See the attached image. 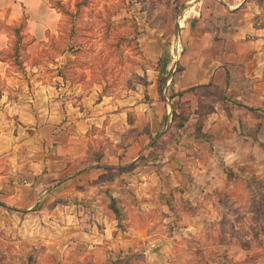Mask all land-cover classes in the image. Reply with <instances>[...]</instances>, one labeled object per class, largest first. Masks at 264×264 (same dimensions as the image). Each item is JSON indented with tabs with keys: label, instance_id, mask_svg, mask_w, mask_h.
I'll return each mask as SVG.
<instances>
[{
	"label": "crops",
	"instance_id": "crops-1",
	"mask_svg": "<svg viewBox=\"0 0 264 264\" xmlns=\"http://www.w3.org/2000/svg\"><path fill=\"white\" fill-rule=\"evenodd\" d=\"M47 2L0 0V264L75 261L85 246L99 259L90 238L134 246L151 236L177 259L214 249L264 264V229L248 233L254 212L243 204L264 182V0H177V71L163 59L161 90L158 72L146 94L139 85L102 99L42 74L36 59L62 18ZM183 98L193 107L177 127ZM170 201L189 212L177 217ZM99 220L112 229L96 232Z\"/></svg>",
	"mask_w": 264,
	"mask_h": 264
},
{
	"label": "rangeland",
	"instance_id": "rangeland-1",
	"mask_svg": "<svg viewBox=\"0 0 264 264\" xmlns=\"http://www.w3.org/2000/svg\"><path fill=\"white\" fill-rule=\"evenodd\" d=\"M45 5L47 10L53 9L55 13L61 14L60 34L58 37H52L47 45L41 46L36 60L41 65L42 74L58 77L56 81L64 83L63 88L66 89V93L73 94L79 99L89 96L95 99L109 96L122 98L127 92L140 85L146 94L149 79L155 78L158 72H160L159 89L164 88L165 82L160 70L164 60L172 62V70L177 71V0H48ZM172 45L174 51L170 54ZM201 92L203 91L195 90L194 94H201ZM204 93L208 97L219 99L217 91L210 90ZM183 99L177 101L174 106L177 126L189 117L193 107L190 100ZM202 107L207 108V106H201L199 109ZM136 136L137 133L133 132L129 135L123 134L121 137L123 143H126ZM99 149L96 147L94 151L98 158ZM254 188L259 193V198L252 203L245 199L243 204L246 203V211L250 205L254 212L249 217L250 221L256 225L251 223V231L248 233L258 236V233L264 229L262 227L264 225V182L256 183ZM235 189L232 195L241 199L239 187ZM255 196L256 193H253V197ZM113 202L116 205L115 201ZM170 203L177 217L181 216L179 211L189 212L186 209L189 208L188 206L180 204L181 207H177L173 201ZM115 208L119 209L121 218L122 212L119 205ZM107 216L105 214V217ZM90 217L92 220L93 215ZM122 220L124 222L123 217ZM101 221L97 222L98 229L95 231L105 234L113 226L107 225L104 220ZM121 221L114 227H117V232L124 234L127 232L124 227L125 222ZM84 230L93 233L89 229ZM60 232L55 231L57 234ZM157 232L161 233V231ZM167 232L171 230L165 228L163 234ZM210 234L214 236L210 231H207L205 236L209 237ZM112 239V237L108 240L98 237V239L88 240L89 245L101 246L99 259H97L98 254H95V247L89 249L84 244L80 246H85L86 250H89L86 251L84 259L79 258L74 261V257L77 258L78 254L71 250L74 253L73 255L70 252V255L74 256L69 255L71 261L62 262L57 259L54 264H237L221 250L214 249L199 250V254H194V250H191L192 253L188 254L189 250L183 248L180 252L182 255L177 259L179 252L175 255L173 254L175 252L170 254L165 252L161 236L141 238L140 242L134 246L126 245L127 240L123 238L119 240L121 241L119 245L111 243ZM99 241L100 243L97 244ZM123 241L125 245L122 244ZM192 241H197V238ZM254 243L255 246L258 244ZM255 246L249 245L247 248L252 249ZM255 249L259 248L252 250ZM254 254H251V260L255 259ZM259 254H264V251ZM31 257L33 259V256Z\"/></svg>",
	"mask_w": 264,
	"mask_h": 264
},
{
	"label": "trees",
	"instance_id": "trees-1",
	"mask_svg": "<svg viewBox=\"0 0 264 264\" xmlns=\"http://www.w3.org/2000/svg\"><path fill=\"white\" fill-rule=\"evenodd\" d=\"M24 27V24L22 23L21 24V26L18 28V30H20V29H22ZM191 90H194V88L193 89H191ZM182 126V123H179L178 124V126L177 127H181ZM93 160H96V159H98V157L97 156H95V154H93V156L91 157ZM119 210V209H118ZM117 210V212L119 213V211Z\"/></svg>",
	"mask_w": 264,
	"mask_h": 264
}]
</instances>
